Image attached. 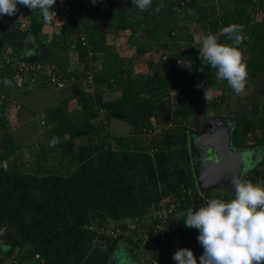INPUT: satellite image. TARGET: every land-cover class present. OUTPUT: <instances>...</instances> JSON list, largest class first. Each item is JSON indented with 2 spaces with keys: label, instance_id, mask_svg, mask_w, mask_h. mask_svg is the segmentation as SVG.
<instances>
[{
  "label": "trees",
  "instance_id": "trees-1",
  "mask_svg": "<svg viewBox=\"0 0 264 264\" xmlns=\"http://www.w3.org/2000/svg\"><path fill=\"white\" fill-rule=\"evenodd\" d=\"M190 3L186 5L184 0H153L152 5L141 13L143 14L141 18L139 17L141 11L132 8L131 0H97L95 4L92 0H56L53 10L57 16L61 14L67 16L64 23L56 28L51 42H46L45 38L40 37L43 29L51 23L44 21L39 9L32 13L27 7L18 5L19 10L15 15H4V19L0 20V62L3 63L0 65V133H2L0 163L5 161L9 170L23 173L27 169L25 161H28L37 173L35 174L37 176L30 177L32 180L30 179L31 183L27 186L28 191L34 186H39L40 178L45 177V173H50L55 166L64 164L68 167L66 173L71 172L70 166L80 161L79 153L74 148L76 142L81 144L80 149L85 148V153H88L89 149L90 152L103 154L113 147L124 151L144 150L148 146L142 144L138 136L152 131L156 125L162 128L161 136L152 139L153 145L164 152L162 166L155 169L150 165H143L136 172L130 170L128 174L136 173L138 182L145 187L159 179L163 180V185L171 188L169 197H175L182 203L169 213L164 221L162 217L152 219L153 224H149L151 226L148 227L149 238L146 242L137 231L132 232L137 234L134 240L129 238L121 241L125 236H132L122 229H119L121 230L119 236L113 238L112 235L105 233L104 227L108 225L103 215L98 213L93 215V218L89 217L85 231L89 239L99 243L98 256L104 263L110 261L120 241L131 252L148 251L147 254H151L150 257L153 256L155 260H160V264L163 262L161 257L167 255L166 252H170V255L164 258V264L176 263L172 259L176 250L187 248L193 251L199 264V257L203 255L204 249L197 240L199 231L187 228L183 222L187 210L189 208L195 210L193 206L196 205L203 206L206 198H219L225 201L234 198V191L227 190L214 195L212 189L201 194L196 186L188 145L189 133H201L202 119L205 120L212 114V109L218 108L222 101L230 104L231 99L228 95L219 96L205 103L204 90L198 85L203 83L205 88L211 87L216 90L220 89L225 81L218 80L215 70L202 61L199 54L201 46L198 42L195 44L193 27L175 22L174 17L183 13L181 9L194 10L196 16L191 20L193 26L196 22L205 35L219 33L230 24L243 25L247 39L241 47L251 56L247 62V71L249 77L256 80L259 73L264 71V28L261 22L256 20V13L260 10L264 12V0H190ZM125 4L131 8L127 9ZM160 4L164 7L156 11ZM223 4H227L226 11L220 14L218 7ZM21 11L27 16V19H24L27 21L26 24L19 20ZM181 16L187 17L189 14L184 12ZM94 19L98 22H90ZM104 21L107 22V27H104ZM6 23L12 30L9 28L5 30ZM120 30L130 32L133 37L135 58L138 59L153 50L161 52L157 63L152 61L148 63L155 70L147 76L142 74L141 82L133 75V68L130 66L127 68L124 56L114 51L107 41ZM16 31L19 44L13 43L16 40ZM82 35L88 37L89 46L83 45ZM31 40L36 43L35 50L39 55L41 53L46 57L50 55L52 45H57L61 51L70 50L74 55L60 52L54 57L53 75L42 74L40 72L42 69H48L44 57L38 56L35 60L39 67L34 69L27 67L31 66L30 63L33 61L32 57L27 56L30 50L26 43ZM220 40L222 43H230L224 37H220ZM4 51L7 54L6 52L4 54ZM91 51L94 52L92 57ZM172 52L175 53L173 57L170 55ZM164 57L166 59H163ZM181 59L185 61L182 62ZM23 61L27 65L22 67ZM71 63L76 66V71L69 68ZM29 71L33 75V85L22 80L24 74ZM90 72L93 73L91 81ZM54 76L68 81L69 96L62 98L56 106L49 105L40 109L41 115L36 118L38 121L34 122L32 127L28 122L24 132L14 131L6 113L9 112L12 101L17 100L18 96L16 94L14 98L11 97L10 86H5L4 79L14 81L19 77L20 81L14 82L16 89H24V95L30 96L34 92V87L46 91L56 88L51 79ZM84 82L85 85L82 84ZM73 99L77 100V107L79 106L80 110L70 108ZM173 99L177 100V107L171 111ZM102 111H106V116L101 120L99 117ZM113 112L121 113L125 117L116 116ZM44 118L48 120L43 124ZM112 118L125 119L133 127L134 132L131 136L113 135L109 127ZM238 125L241 130L235 131L234 144L259 143L260 140H264V102L251 105ZM41 131L43 135L40 134ZM30 134L38 136L36 144L40 154L37 156H32L31 153L35 144L27 146L23 142L24 137ZM53 138H58V142L53 144ZM47 140L51 141L48 146ZM27 155H31V159H26ZM160 171L164 176L159 175ZM246 179L253 183L264 182V167L262 170L249 172ZM184 195L187 198L180 199ZM161 206L162 204L158 207ZM96 216L100 218H94ZM157 223L165 226L164 232L166 227L170 229L169 232H165L164 240L160 234L157 235ZM104 242L108 243L107 250L102 248ZM153 243L155 245H152ZM3 245H6L7 249L2 250L3 253L1 250L0 252L5 258L13 256L14 264H59L64 255L56 244H51L43 250H26L25 239L10 229H5L0 235V248ZM36 254H40V257L36 258ZM32 257L37 262L32 263Z\"/></svg>",
  "mask_w": 264,
  "mask_h": 264
},
{
  "label": "crops",
  "instance_id": "crops-1",
  "mask_svg": "<svg viewBox=\"0 0 264 264\" xmlns=\"http://www.w3.org/2000/svg\"><path fill=\"white\" fill-rule=\"evenodd\" d=\"M0 17L1 20L4 19V15ZM26 18L23 12V19ZM4 25L5 30H12L9 24ZM15 33L16 40L13 43L19 44L17 31ZM44 34L48 37L44 31L40 37L43 38ZM44 40L48 42V38ZM123 42L120 40L119 43ZM137 64L135 68L141 73ZM78 108L76 109L80 110ZM45 120L48 119L44 118L43 121ZM113 125L112 134L116 135L120 124L114 122ZM147 146L144 150L130 151L113 147L103 154L90 152L89 149L88 153H85V148L78 147L76 151L80 161L70 166L71 172L66 173L68 167L64 164L55 166L50 173L46 172V176L40 178L39 186H34L29 191L27 186L31 183L30 177L37 176V173L28 161H25V168L29 171L23 173L9 170L5 161L4 164L0 163V235L5 229H10L23 237L26 250L32 251L43 250L51 244H56L64 253L59 264H111L113 256L107 263L101 261L98 256L99 243L88 238L85 231L88 218H93V215L99 213L104 216L108 225L104 229L128 231L132 236L123 237V242L129 238H137L134 237L137 234L132 233L134 231L145 238L148 235L146 231L151 226L149 224L152 223L157 210L162 208L158 206L163 204V200L168 198L171 192V188L163 185L161 179L145 187L138 182L136 173L128 174L130 170L136 172L143 165H150L155 169L162 166L164 152L152 142ZM30 157L31 155H27L26 159H31ZM159 175L164 176L161 171ZM97 217L100 218H94ZM123 242L119 241L118 247ZM102 248L107 250L106 247ZM149 248L153 249L151 246ZM6 249V245L0 248L1 252ZM147 252L128 250L136 264H160V260L150 257L151 254ZM166 254L162 255L161 264L165 263L164 258L169 256L170 252ZM2 259L8 262L4 255ZM31 261L37 262L33 257Z\"/></svg>",
  "mask_w": 264,
  "mask_h": 264
},
{
  "label": "clouds",
  "instance_id": "clouds-1",
  "mask_svg": "<svg viewBox=\"0 0 264 264\" xmlns=\"http://www.w3.org/2000/svg\"><path fill=\"white\" fill-rule=\"evenodd\" d=\"M96 2L92 0L93 4ZM131 2L143 12L153 0ZM55 4L56 0H0V15H15L20 5L32 13L39 9L44 21L51 23L57 21ZM162 7L163 4L158 5L156 11ZM220 37L230 43H222ZM246 39L243 25L230 24L219 33L202 36L199 49L202 61L215 70L216 78L226 81L237 95L242 94L247 85L246 49L241 47ZM3 83L11 85L7 78ZM198 87L204 90L205 103L211 102L215 89L205 88L203 83ZM57 142L58 138H53L52 143ZM231 185L232 200L213 198L198 210H187L183 222L187 228L199 231L197 240L204 249L199 264H264V182L233 177ZM172 259L176 264H197L193 251L187 248L176 250ZM113 260L114 264H134L123 243L113 253Z\"/></svg>",
  "mask_w": 264,
  "mask_h": 264
},
{
  "label": "rangeland",
  "instance_id": "rangeland-1",
  "mask_svg": "<svg viewBox=\"0 0 264 264\" xmlns=\"http://www.w3.org/2000/svg\"><path fill=\"white\" fill-rule=\"evenodd\" d=\"M226 5L227 4L219 5L218 9H219L220 14H223L226 11V8H225ZM125 7L127 9L131 8L128 4H125ZM132 8H135V7L132 6ZM186 9H188V8H186ZM186 9H181V11L183 13L188 12L189 16L183 17V16H181L183 14L182 13L181 15L174 17V21L178 22L179 24H189V26H192L193 27L192 32H193V34H195V37H196L195 44L198 42V45L201 46V44H202L201 37L204 36L205 34L204 33L202 34L201 27H200V25L196 24V22L194 24L195 26H193V21H191V20L196 16L194 10L188 9L187 11H184ZM141 13L142 12L139 13V17L143 18V14H141ZM66 16L67 15H64V14L57 16L56 17L57 21H55V20L52 21L51 25H48L43 29V31L48 34V37H46V34H44V36H42V37L45 39L48 38V42H49L53 38L54 32L56 31V28L64 23ZM0 20H1V17H0ZM19 20L22 21V24L27 23V21H25L23 19V12L22 11L20 12ZM256 20L260 21L261 24L263 25V28H264V12L263 11L260 10L256 13ZM92 21L95 23L98 22V20H95V19L90 20V22H92ZM100 21H101V19H100ZM107 26H108L107 22L104 21V27H107ZM132 38L133 37H131L130 32H122L120 30L117 34H114L111 38H108L107 41L112 45L114 51L119 52V53H121V55L124 56V58H125L124 61H125V64L127 65V68H128V66L132 67L134 70L133 75L138 77V79H137L138 82H141L142 81V79H141L142 74H144V76H147L148 74L152 73L155 70L148 63H150V61L157 63L159 61V57H160L161 52L160 51L158 52L157 50H153V51H150L147 54H145V55H143L137 59L134 57L135 51H134V45H133V39ZM120 40L122 42L123 41L124 42L122 44H120L119 43ZM26 45H27V47L31 46L28 49L30 51H28L27 56L32 57L33 61H31V63H30L31 66H28L25 63V61L21 62L22 67L27 65L28 68L29 67H32V69L37 68L39 66H38L37 61H35V60L38 58V56L44 57V60H46L45 66L48 69H45V70L42 69L40 71L42 74L50 73V70H52V66H53V63L55 61L54 57L63 51V50L61 51V49L57 45H54V46L52 45L50 55H48L46 57L44 54L41 53L39 55V53L36 52L35 48H37L36 47L37 45L33 40H31V42H27ZM5 52L6 51H4V54H5ZM63 53L74 55V53L70 50H64ZM6 54H7V52H6ZM164 54H166V53L164 52ZM101 55H102V53H101ZM170 55L173 57V56H175V53L172 52ZM245 55L247 57V62H248L250 60L251 56L249 55L248 52H246ZM76 56H77V54H75V57ZM24 57H26V55ZM163 59H166V57H164ZM181 61L184 62L185 60L181 59ZM130 62H132L133 65H131ZM136 63H138L137 66L140 67L139 70H141V73H139L138 70L135 68ZM0 65L2 66L3 63L0 62ZM69 68L72 70L75 69V71L77 70L76 66H74L72 63L69 64ZM32 77H33V75L29 71V72L24 74V76L22 77V80H23V82H30L32 84V82H34ZM38 78H39V75H37V79ZM15 81H20V78L18 77L14 81H11V85L9 88L10 89L9 94L13 98L17 94L18 99L17 100L13 99L14 101H12V103H11L10 110L6 114H7V118L12 123L14 131L16 130V131H18V133L20 131L22 133L26 130V124L28 122H29V126L32 127L34 122L38 121V120H36V118L39 115H41V113L39 111L40 109H43L44 107L49 106V105L56 106L62 100V98H65V97L69 96V94H70L69 88H67L69 86L66 84L64 86L57 85L56 88L51 89L49 91L48 90L47 91L41 90V89H37V88L35 89V87H34V92H32V94L30 96L24 95V91H23L24 89H22V90L16 89L17 87L14 83ZM82 84L85 85V82ZM61 88L63 90H60ZM64 88H66V89H64ZM91 90L94 91L93 88H91ZM91 90H90V92H93ZM86 91H88L87 87H86ZM14 92H16V93L13 96ZM227 95L230 96V99H231L230 104H228L226 101H222L221 105L218 108L212 109V114H210V115H214V116L220 115V116L228 117L229 122H230V127L232 128V130H234V129H236V131L238 129L241 130V127H239L238 123L242 120L244 114L247 113L250 106L253 104H257L258 102H261V103L264 102V71L259 73V76H257L256 80L253 78H250L248 75L247 85H246V88L242 94L237 95L233 91V89L225 81L224 85L220 89H216L214 91L213 98L219 97V96L220 97L221 96H227ZM72 102L73 103H71V105L75 104V106L71 107V105H70V108L75 109L77 111V109H76V107L78 105L77 100L73 99ZM176 104H177V100L173 99V104L171 105V111L174 110L175 107H177ZM78 109H80V108H78ZM105 113H106V111H102L101 117H99V119H101V120L104 119L106 116ZM200 116H201V118H203L202 113H200ZM205 121H206V119L205 120L202 119V122H201L202 127H204ZM45 122H46V120L42 121L43 124ZM114 122L120 124V127L116 129V135L122 134V135H126V136L127 135L131 136V134L134 132L133 127L130 126V124L125 119H118V118H112L110 120V122H109L110 130H112V127L114 128V125H113ZM123 129H125L126 131H124ZM122 132H124V133H122ZM127 132H128V134H127ZM161 133H162V128L159 127V125H156V127L153 128L152 131H150L144 135H139L138 139H140L142 144L150 145V142H152V139L156 138L158 136H161ZM1 134L2 133H0V136H1ZM40 134L43 135V132L41 131ZM44 134H46V133L44 132ZM37 138H38V136L36 134H30L29 136L24 137V139H23L24 140L23 142L26 145H27V143L29 144V146L32 143L35 144V145H33L34 148H32V151L30 150L31 153H33L32 156H37L40 154L39 147L36 144ZM83 142L84 141H82V144H83ZM50 143H51L50 140L46 141L47 146ZM80 145H81L80 143L76 142L75 146H74L75 150H78V147ZM244 145L250 146V148H254V147L262 148V150H263V153L261 154L262 158L259 159V157H258L257 158L258 161L256 163V166H254L252 169H250L251 171H255L258 169L262 170V168L264 167V165H263V163H264V140L263 139L260 140L259 143H248V144H244ZM256 156H257V153H256ZM27 159L29 160V158H27ZM253 159H254V157H252V160ZM2 163L4 164V162H2ZM26 171H29V170L26 169ZM247 175H248V173H247ZM165 189H166V187H165ZM212 191H213L212 194L215 195V194H220V193L222 194V193H224V191L227 192V189L223 190V189L218 187V188L213 189ZM188 192H191V191H188ZM185 198H187L186 195L180 197V199H182V200ZM191 198L193 199L194 197H191ZM174 200H177V199L175 197H173V198L168 197V198L164 199L163 202H165L164 204L166 205V204L173 202ZM175 214L178 215V212L175 211ZM174 228H173V230H174ZM6 261H8V264H14L11 257L6 258Z\"/></svg>",
  "mask_w": 264,
  "mask_h": 264
},
{
  "label": "water",
  "instance_id": "water-1",
  "mask_svg": "<svg viewBox=\"0 0 264 264\" xmlns=\"http://www.w3.org/2000/svg\"><path fill=\"white\" fill-rule=\"evenodd\" d=\"M184 3L188 5L190 0H184ZM113 114L125 117L118 112ZM235 131L230 127L228 117L208 115L201 133H189L191 164L201 194L218 187L234 191L233 177L246 179L250 169L256 166L253 164L257 159L255 149L234 146Z\"/></svg>",
  "mask_w": 264,
  "mask_h": 264
},
{
  "label": "built area",
  "instance_id": "built-area-1",
  "mask_svg": "<svg viewBox=\"0 0 264 264\" xmlns=\"http://www.w3.org/2000/svg\"><path fill=\"white\" fill-rule=\"evenodd\" d=\"M81 40H82V43H83V45L84 46H89V39H88V37L86 36V35H82V37H81ZM94 55V52L93 51H91L90 52V57H92ZM93 63V62H92ZM90 75H89V81H91V80H93V73L92 72H90L89 73ZM46 75H53V72H52V70H50V73H46ZM52 80H53V82H54V84L57 86V85H59V86H64V85H68V81H66V80H64V79H60V78H58V77H56V76H54V77H52L51 78ZM72 80H74V79H72ZM74 82V81H73ZM264 180V179H263ZM208 200H210L209 198H206V201L203 203V205L208 201ZM163 204H162V208H160L159 210H157V213H156V215H155V217H162L163 219V221L167 218V216H168V214L169 213H171L172 211H174V209H176L178 206H180L181 205V201H178V200H174L173 202H171L170 204L171 205H169V204H164L165 202H162ZM200 206H202L201 204L200 205H196V206H193L194 208H195V210H198L199 209V207ZM154 217V218H155ZM158 225H157V229H156V231H157V235H159L160 234V236H161V239L162 240H164V238L166 239V234H165V232H168L170 229L168 228V227H166V230H165V232L163 231V228L165 227V226H163L161 223H157ZM121 232V230H105V233H107V234H109V235H112L113 236V238H117L118 236H119V233ZM147 232V234L149 233L148 231H146ZM149 238V234L147 235V237H145V242L147 241V239ZM108 245V243L107 242H104L103 243V247H106ZM2 257H3V255L1 254V252H0V264H7L3 259H2ZM40 257V254H36V258H39Z\"/></svg>",
  "mask_w": 264,
  "mask_h": 264
},
{
  "label": "flooded vegetation",
  "instance_id": "flooded-vegetation-1",
  "mask_svg": "<svg viewBox=\"0 0 264 264\" xmlns=\"http://www.w3.org/2000/svg\"><path fill=\"white\" fill-rule=\"evenodd\" d=\"M236 145H237L238 147H242V148H243V147H250V146H247V145H244V144H240V143H239V144H237V143L234 144V146H236ZM253 149L256 150V153H257V156H256V157H257V158L259 157V159L262 158V157H261V154L263 153L262 148L254 147ZM257 161H258V160L255 159V160L253 161V164L255 165V164L257 163ZM254 165H253V166H254Z\"/></svg>",
  "mask_w": 264,
  "mask_h": 264
}]
</instances>
